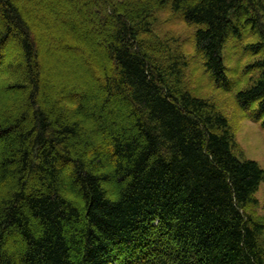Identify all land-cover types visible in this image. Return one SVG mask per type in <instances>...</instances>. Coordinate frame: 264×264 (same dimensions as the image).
Listing matches in <instances>:
<instances>
[{
	"label": "trees",
	"instance_id": "1",
	"mask_svg": "<svg viewBox=\"0 0 264 264\" xmlns=\"http://www.w3.org/2000/svg\"><path fill=\"white\" fill-rule=\"evenodd\" d=\"M166 7L213 86L229 39L255 58L234 99L264 130V0H0V264H264V170L188 86Z\"/></svg>",
	"mask_w": 264,
	"mask_h": 264
},
{
	"label": "rangeland",
	"instance_id": "2",
	"mask_svg": "<svg viewBox=\"0 0 264 264\" xmlns=\"http://www.w3.org/2000/svg\"><path fill=\"white\" fill-rule=\"evenodd\" d=\"M159 17V31L167 33L168 36L173 38V42L181 48L186 55L187 68L184 74L185 81L188 82V86L195 90L196 93L212 101L217 108L223 113L232 129L237 149L235 150V156L240 160H251L256 162L264 170V130L260 127V122L251 118H245L240 111L238 104L234 99L235 91L239 88H243L252 77L258 75V71L247 72L245 66L254 62L255 58L247 53L240 56V51L233 52L234 43L229 39L227 46L224 48L225 65L227 67V75L229 80V90L226 91L222 88L215 87L208 81L201 68V58L196 54L193 40V27H190L183 23L178 17L174 16L169 8L156 13ZM245 34V33H244ZM247 39H244V43L250 42L254 35L252 33L247 34ZM41 41H45L51 50L58 49V46L54 45L48 37H40ZM233 41V40H232ZM240 43V47H243ZM68 50L73 58L79 62L81 60L80 52L81 48L76 45H68ZM9 49L6 51L7 59H16V49L14 43L11 42ZM74 48H77L76 50ZM56 49V50H57ZM59 49H63L59 48ZM58 49V50H59ZM57 50V51H58ZM243 52V51H242ZM239 55V56H238ZM239 60L236 62V60ZM240 81V82H239ZM234 82V84H233ZM237 82V83H236ZM255 198L259 203L257 213L263 214L264 211V182L259 186L258 191L255 194Z\"/></svg>",
	"mask_w": 264,
	"mask_h": 264
}]
</instances>
